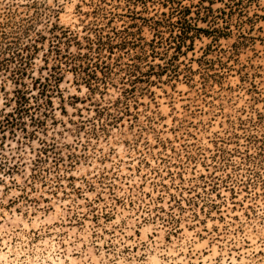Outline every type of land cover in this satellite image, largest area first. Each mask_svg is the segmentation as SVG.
Masks as SVG:
<instances>
[{
  "label": "rangeland",
  "instance_id": "374dc122",
  "mask_svg": "<svg viewBox=\"0 0 264 264\" xmlns=\"http://www.w3.org/2000/svg\"><path fill=\"white\" fill-rule=\"evenodd\" d=\"M98 27L55 123L0 131V264H264V0H0V58Z\"/></svg>",
  "mask_w": 264,
  "mask_h": 264
},
{
  "label": "trees",
  "instance_id": "16d2710c",
  "mask_svg": "<svg viewBox=\"0 0 264 264\" xmlns=\"http://www.w3.org/2000/svg\"><path fill=\"white\" fill-rule=\"evenodd\" d=\"M103 27L94 28L95 34L93 37L84 36L86 43L78 36L67 39L65 48L60 47L54 43L43 53L45 56V66L39 71L40 75L34 76L33 63L35 54L39 51L38 38H33L30 42L21 46L16 45L14 48L11 43H7L3 47V53L6 57L1 60L0 58V71H10V76L14 84L12 95L6 97L8 110H3L0 116V131L9 130L15 133L16 130L23 131L24 133L35 135L39 129H45L48 126V119L55 123L53 104V96L59 92V83L62 80V71L64 67H69L75 73L86 72L89 64H85L86 60H90L92 53L96 52L97 56L102 57V51L105 56L112 54L114 43L112 42L110 34H104ZM92 29V28H91ZM97 29V30H96ZM101 30V31H100ZM181 34H177L179 38L178 46L185 43L187 38V30L183 29ZM71 45H75L76 50L70 49ZM83 48L86 50L83 51ZM51 58L54 62L49 65ZM53 55V56H52ZM14 63L11 67L10 63ZM43 68L46 71L43 74ZM25 77L29 78L27 82ZM98 79L96 74L87 73L85 79L88 87L91 90L99 89L93 86L92 79ZM106 84V82H103ZM104 84V86H105ZM1 90L5 91V86H0ZM32 125V130H28V126ZM43 144H46L43 141Z\"/></svg>",
  "mask_w": 264,
  "mask_h": 264
}]
</instances>
